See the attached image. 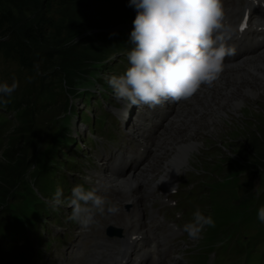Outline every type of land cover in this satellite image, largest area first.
I'll list each match as a JSON object with an SVG mask.
<instances>
[{
    "label": "rangeland",
    "instance_id": "rangeland-1",
    "mask_svg": "<svg viewBox=\"0 0 264 264\" xmlns=\"http://www.w3.org/2000/svg\"><path fill=\"white\" fill-rule=\"evenodd\" d=\"M10 1L11 4L16 7V15L23 13L24 15L26 14L24 19L28 22L34 20L37 12H30L31 7L34 5L33 0ZM102 1L105 4L113 2L115 6L112 12L114 18L111 22L113 24L104 29V31L106 30L108 33H113L118 30L126 29V27H133L131 24L136 18L137 9L134 6H130L129 0ZM96 31L98 32L100 30ZM94 34L95 31H91L73 39L70 34L64 33L59 36L53 45H48L43 42L38 44L37 48L41 50H60L65 58H71L72 56L69 52L73 46L74 40L77 41L82 38V36L87 37V39H92ZM97 43L99 44L100 42ZM111 48L112 46L109 48L110 51ZM120 51L125 55V53H129L131 50L127 51L125 48ZM114 53L106 58V62L90 61L86 66H82L85 60H82L81 57H73V63L79 65L80 69L74 70L68 74L65 77V81L63 78L59 79L61 81V83H59L61 87L58 89L60 97H58L56 104L52 105L50 110H41L36 114L35 128L27 149L28 161L26 165L29 164L23 172L18 186L12 191V197L6 207L18 208L24 200V195L28 190L27 188H29L30 182L36 181V176H38V178L44 176L46 164L45 153L51 151L53 143L58 141L59 131L65 128L66 121H64L63 118L66 110H63L64 102L66 100L70 101V97L76 98L75 105L78 114L83 112L90 114V112H93V105L85 104L83 97L79 96L83 88L93 86L94 89H97L96 80H99L109 89V79L119 72L123 73L119 59L121 54ZM262 59L264 60V54ZM259 70L264 72V68H259ZM235 74L234 71H231L226 75L237 79L235 90L233 89L229 92L230 96L228 98H226V93H228L229 84L228 79L225 78L224 85L226 87L224 85L223 87L227 88V90L223 92H219L217 89L214 90L215 95L213 103L217 102V104L210 107V109L204 104L206 109H204L202 113L214 114L212 120L208 122L216 127L218 133L212 134L208 132L204 134L202 132L199 135L200 138H198L202 144L199 145L198 150L189 157L187 166L181 169L182 173L187 169H191V171L202 169L205 170L206 174L202 177L192 179L193 185L200 184L194 192L198 193L197 195L191 194L190 192H181L179 194L178 199L180 200V206L178 209L185 211V219L190 218L195 210L194 203L202 196L208 198L212 207L211 216L214 221V226L205 232V240L194 250L187 253L189 255L188 259L194 260L197 253H204L209 244H221L222 248L217 251V259L212 264H264V223L258 218V210L264 207V195H262V189L264 188V160L259 156L255 157L253 153H249L247 151L249 149L241 148L242 145L247 146L252 142L254 138L253 133L258 131V127L263 126L264 122V92L257 91L256 96L252 97L248 96L245 92L243 93V91H245L244 87H246V85H250L249 87L254 88L261 86V88L264 89V75L258 72H251V70H246L244 74ZM114 95L115 93L112 88L110 89V96L112 99ZM241 95H245L244 97L248 102L241 103L237 112L231 111V99H240ZM219 101L220 103H218ZM105 105H107L106 100ZM219 111L225 112L222 115L221 124L217 123ZM12 115L13 117L15 115L13 110ZM12 115L10 114L11 119L13 118ZM207 117L208 116H205V118ZM1 119L4 118L1 117ZM17 123V119H14V121L9 123L8 128L0 126L2 127L0 130V160L4 148L7 146L8 136L12 135ZM73 123V131L76 130L80 133L77 140L83 142V140H85V126L80 123L76 116H74ZM83 156L82 145L78 143L73 148L72 152L67 154V162L64 164V167L69 171H81V160H84ZM224 162L225 164H223ZM261 162H263V164L259 165ZM217 164L223 167L215 169ZM153 169L158 171L157 166H154ZM176 180H179L178 176ZM127 184L128 182L126 186L129 188L134 182H132L130 186ZM244 187L246 190H244ZM203 188H205V192L200 193ZM142 190V188L139 189V206L141 207L146 206L145 201L149 199ZM253 192L255 193V206L253 208L247 207L252 202L243 205L242 199L250 196ZM260 196L261 200L259 201L258 198H260ZM6 207L5 205H0V213L1 209ZM53 210L56 217L63 218V215L60 213H63L64 210L61 207L57 206ZM171 217L172 215H170L169 218ZM121 224H124L127 232H131L132 227L134 228L132 219L129 218L122 219ZM74 226H77V224H74L72 229H69L65 235H55L52 231H49L50 242H54L56 247L62 246L64 244L62 239L69 232L74 231ZM148 228H151V226H148ZM159 234L166 235L170 234V232L163 229ZM168 238L173 239V241L176 240V236H169ZM101 242H103V239H101ZM177 242L179 245L182 243L190 244L193 242V239H189L186 242L178 240ZM99 248H97V250ZM82 253H85L86 259L82 264H89L90 251L85 250L82 251ZM38 256H40L39 253Z\"/></svg>",
    "mask_w": 264,
    "mask_h": 264
},
{
    "label": "clouds",
    "instance_id": "clouds-1",
    "mask_svg": "<svg viewBox=\"0 0 264 264\" xmlns=\"http://www.w3.org/2000/svg\"><path fill=\"white\" fill-rule=\"evenodd\" d=\"M137 9L128 53L130 66L109 84L118 99L133 105L156 107L166 100L182 101L192 97L202 85L211 86L222 74L227 57L234 55L228 41L236 29L226 23L223 0H129ZM13 81L0 83V96L11 97L18 88ZM7 104L8 100L2 101ZM98 188L86 190L76 185L67 201L72 212L69 219L83 227L103 213L109 201L98 194ZM62 192L57 189L54 203L60 204ZM110 213L117 208L110 205ZM264 223V207L258 210ZM205 226H214L211 216L199 210L183 231L193 240Z\"/></svg>",
    "mask_w": 264,
    "mask_h": 264
},
{
    "label": "trees",
    "instance_id": "trees-1",
    "mask_svg": "<svg viewBox=\"0 0 264 264\" xmlns=\"http://www.w3.org/2000/svg\"><path fill=\"white\" fill-rule=\"evenodd\" d=\"M33 3L30 12L37 14L34 20L28 22L24 19L26 14L16 15V7L10 0H0V83L11 84L15 81L19 85L11 97L0 96V100L9 101L18 121L12 135L8 136V143L0 160V205L5 207L29 164L26 165L27 149L35 128L36 114L41 110H50L56 104L60 97L59 79L63 78L65 81L68 74L80 69L79 65L73 63V57H81L85 60L82 66H86L90 61L106 62V58L114 52L123 53L120 50L126 47L123 30L113 33L104 31L113 24V2L105 4L102 0H33ZM91 31H95L92 39L82 36L77 41L74 40L69 52L71 58H65L60 50L37 48L43 42L53 45L64 33L70 34L74 39ZM69 106L70 102L66 100L63 110ZM258 128L253 133L252 142L241 148L249 149V153L264 160V122ZM62 143V140L53 143L51 151L45 153L48 160L57 161V151ZM46 164L47 171L48 166L50 167L47 160ZM39 181L40 188L45 191L46 182L42 177ZM253 197L254 194L244 198L243 202L247 203ZM7 208H2L1 213Z\"/></svg>",
    "mask_w": 264,
    "mask_h": 264
},
{
    "label": "bare ground",
    "instance_id": "bare-ground-1",
    "mask_svg": "<svg viewBox=\"0 0 264 264\" xmlns=\"http://www.w3.org/2000/svg\"><path fill=\"white\" fill-rule=\"evenodd\" d=\"M256 59H258L260 62H263V59H259L258 57H256ZM235 70H236L238 75H240L242 73L240 71L239 67L236 66V65H235ZM256 70H257V67H254V71H256ZM224 77H226L228 79V84H229L228 93H229V92H231V90H233L235 88V86L237 84V79L233 78V77H230V76H224ZM250 79H252V78H250ZM238 82H240V81H238ZM249 86L246 85V87H244L245 91H243V93L245 92L248 96H252V97L256 96V92L257 91L264 92V89L261 88V86H258L257 88L249 87ZM225 87H223V86H213L212 88L215 89V90L216 89L219 90V92H223V91L227 90V88H225ZM228 93H226V94H228ZM243 93H242V95H243ZM242 95H241L240 99H237V98L231 99V105H230V110L231 111L237 112V110H239V106H240L241 103L248 102V100L244 97L245 95L244 96H242ZM225 100H226V98H225ZM207 101L209 102L208 99H207ZM226 103H227V101H226ZM212 104L216 105L217 102H214ZM224 113H225L224 111H219L218 112L217 123L221 124V118H222V115ZM205 116H208V117L205 118ZM210 117H211V114L208 115V113H201V112H199V113H191L188 116L186 115V117L182 118V120H185V122L182 125L185 126L187 128V130H189V132H187V133L183 132L181 134L166 135L165 139L161 142L164 148H168V150H166L165 153H164L165 155H167V158H166V160L164 162L165 165L167 164L169 167H171V165H174L177 168H182V167L187 166L189 157L193 153H195L198 150L199 145L202 144V142L199 141L198 138L194 137V136H196V131L198 130L199 126H200L199 130L202 131L204 134L208 133V132H210L212 134H217L218 133L216 127L214 125H212L211 123L209 124L208 121L212 120V118H210ZM172 118L175 119L176 116L173 115ZM164 174H166L168 177H170V181H172L171 178L173 176V172H170L169 170H166V172H164ZM101 178L103 180H107L108 182L112 183L115 186H119V184L122 181H128V184H127L128 186H130V184L132 182L139 181V178L137 177V175H130V174L129 175L128 174H122V175H119V176H109L107 174H102ZM140 234H143V233L140 232ZM126 240H127L128 247L131 248L132 247V243H133L132 238L131 237H127ZM123 252L124 251L121 250V252L118 253L120 258L123 257V256H126V255H124Z\"/></svg>",
    "mask_w": 264,
    "mask_h": 264
},
{
    "label": "snow or ice",
    "instance_id": "snow-or-ice-1",
    "mask_svg": "<svg viewBox=\"0 0 264 264\" xmlns=\"http://www.w3.org/2000/svg\"><path fill=\"white\" fill-rule=\"evenodd\" d=\"M244 27H245V25H244V24H242V25H241V30H243V29H244Z\"/></svg>",
    "mask_w": 264,
    "mask_h": 264
}]
</instances>
